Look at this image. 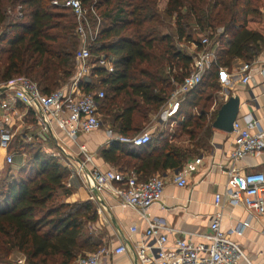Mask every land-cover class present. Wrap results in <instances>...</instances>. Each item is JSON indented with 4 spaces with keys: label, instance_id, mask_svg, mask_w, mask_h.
<instances>
[{
    "label": "trees",
    "instance_id": "obj_1",
    "mask_svg": "<svg viewBox=\"0 0 264 264\" xmlns=\"http://www.w3.org/2000/svg\"><path fill=\"white\" fill-rule=\"evenodd\" d=\"M160 1L97 0L95 16L93 0H82L87 9L84 24L96 28L101 20L96 37L88 39L92 52L114 59L113 72L95 67L92 76L105 91L99 107L104 122L118 135L135 136L137 127L165 105L175 83L190 72L193 57L179 44L194 42L197 50L203 48L202 38L194 33L209 37V48L216 49L225 69L264 52V16L252 0H167L164 9ZM81 22L72 8L53 0H0V83L25 76L44 93L65 84L83 44ZM170 22L173 33L166 30ZM219 77L218 65L208 68L171 117L189 136L190 145H178L169 133L142 146L114 140L102 150L103 158L125 173L131 168L145 174L182 169L209 136L218 109L205 108L212 99L206 90L220 89ZM30 144L17 136L8 151L21 152ZM143 146L150 147L138 162L124 160L125 155L138 158L137 149ZM32 155V164L10 166L1 181L0 264H10L13 253L23 255L27 264H75L79 256L102 246L95 229L98 206L93 200L65 202L72 191L62 164L46 152Z\"/></svg>",
    "mask_w": 264,
    "mask_h": 264
},
{
    "label": "built area",
    "instance_id": "obj_2",
    "mask_svg": "<svg viewBox=\"0 0 264 264\" xmlns=\"http://www.w3.org/2000/svg\"><path fill=\"white\" fill-rule=\"evenodd\" d=\"M60 4L73 9L81 22L79 33L83 44L76 52V69L70 79L61 87L51 93H44L39 85L32 79L20 76L3 83L6 90L0 93V150L4 151L5 163L14 165L16 157L21 152H9L8 149L17 136H22L26 143L33 142L35 135L28 133L22 120L26 116L20 109L23 107L34 115L39 133H47L55 139L57 131L63 132L78 147V160L80 169H90L92 191L109 193L117 199L123 207H129L145 220L142 240L135 245V255L140 264H264L255 263L250 256L233 239V235H243L247 221L240 222L224 230L221 226L222 213L211 217L209 229L202 233H190L175 230L167 224L165 218L149 215V209L164 199L166 179L160 175L151 176L147 180H140L134 172L125 173L114 167L103 170L94 162L93 155L87 146L79 141L80 134H88L102 126L99 113L100 101L105 97L103 89L88 88L92 79V69L104 68L113 72L114 59L105 54H94L88 44V39H94L100 30L101 20L98 19L96 30L87 23V9L82 0H66ZM97 0H93L91 12L96 13ZM209 37L203 36L201 44L204 46L197 50L196 43L188 45L181 42L179 45L193 57L190 72L181 82L175 83L169 99L164 107L168 115H173L179 106L182 97L195 88L203 79L205 71L213 65H218L220 75L228 74L227 69L219 65L215 48H209ZM258 73H264V59L259 56L253 61H244L237 74L244 84H247ZM228 83V80L226 81ZM4 94V96H2ZM21 121L18 133L13 130V122ZM235 147L231 151V166L220 167L222 173L228 177L224 193H216L215 204L221 205L229 202L234 206H243L255 216L264 217V171L244 172L237 167V163L264 151V126L257 119H249L245 125L239 120L234 122ZM59 139V138H58ZM62 139V138H61ZM152 135L148 132L135 136L116 135L112 140L122 143L142 146L149 143ZM48 153L54 158L66 155V149ZM203 158L198 157L195 164L201 163ZM193 167L188 165L176 172L173 182L179 187L188 185V173ZM92 199H97L92 194ZM163 206V204H162ZM164 207V206H163ZM133 227L132 231H137ZM171 231L181 232V236L170 241ZM193 235L199 237L194 240ZM127 247L121 244L115 248L101 246L94 252L81 255L75 264H107L106 257L110 253H123ZM17 264H27L24 256L17 259Z\"/></svg>",
    "mask_w": 264,
    "mask_h": 264
},
{
    "label": "crops",
    "instance_id": "obj_3",
    "mask_svg": "<svg viewBox=\"0 0 264 264\" xmlns=\"http://www.w3.org/2000/svg\"><path fill=\"white\" fill-rule=\"evenodd\" d=\"M166 3L167 0L160 3V8L164 9ZM260 56L264 59V52ZM242 63L243 61H239L231 69H227L228 74L222 73L220 75L219 82L223 86L224 100L219 105L221 106L229 95L239 94L241 107L237 120L242 125H245L249 119L253 118L259 120L261 125L264 126V73L256 74L249 83L244 84L240 79V74H237ZM76 67L75 64L74 71ZM227 80L228 83L226 82ZM90 87L95 90L103 89L101 83L96 81V75L95 77L92 76L91 82L88 84V88ZM162 107L163 109L165 108L164 106ZM20 109L26 114L22 122L27 127L28 133L35 135V139L31 144L41 146V149L45 150L46 153L60 149L59 144L66 149V155L61 154V157L56 158L68 174L65 184L72 191L70 195L65 197V202L74 203L93 200L98 206L100 216L101 225L97 227V231L101 245L115 248L124 244L127 247L126 252L119 254L110 253L106 257V263L140 264L134 250L136 243L142 240L146 227L145 220L135 210L123 207L115 197L107 192L100 194L101 200L98 198L92 199L91 196L95 194V191H92L90 169L89 167L80 169L77 145L61 131L56 133L59 139H55L52 136L49 137L47 133H39L34 115L23 107ZM2 112L0 108V116ZM99 113L102 119V126L91 133L80 134L79 141L87 146L89 152L93 155L96 165L103 170H107L114 166L106 161L101 153L102 150L111 146L114 141L112 139L118 134L114 133L110 125L104 122V116L100 109ZM150 116L152 114L149 115L148 121L137 127L136 133L148 132L152 135L154 143H156L155 139L158 136L167 134L165 124L168 123V120H171L173 115H168L167 109H165L163 110V117L158 119L157 122L151 119L152 117L150 118ZM171 121L172 123L173 121L175 122V120ZM212 122L209 136L202 140L204 146L199 147V151L184 164V167L188 165L193 167L188 173V185L186 187H179L173 182L176 172L181 171L184 167L182 169L160 168L158 170H149L147 174L137 173L131 168L128 173L134 172L142 179H147V177L154 175H160L166 179L163 201L154 204L148 212L151 217L160 216L165 218L167 224L175 230L190 233L206 232L209 229L211 217L216 213H222L221 226L224 230L240 222L247 221L248 226L244 234L233 235L232 237L241 245L252 261L264 263V217L255 216L246 207L234 206L229 202H224L221 205L215 204L216 193H224L226 188L228 177L221 172L220 167H230L232 164L230 154L235 147V134L213 127ZM20 126L21 121L13 122V130L16 131V135L19 134L17 128ZM185 141L189 143L190 139L188 138ZM176 142L178 145H183L182 141ZM149 147L138 148L136 154L138 158L125 155L124 160L128 159L131 164H135L139 161V157L142 158L147 155ZM1 155L4 156V151L2 150H0ZM198 157L203 159L201 163L195 164L194 161ZM236 166L244 172L264 171V151L252 157H247L238 162ZM133 227H137L138 230L132 231ZM181 235V232L171 231L168 236L170 241H172ZM193 239L199 240V237L193 235Z\"/></svg>",
    "mask_w": 264,
    "mask_h": 264
},
{
    "label": "rangeland",
    "instance_id": "obj_4",
    "mask_svg": "<svg viewBox=\"0 0 264 264\" xmlns=\"http://www.w3.org/2000/svg\"><path fill=\"white\" fill-rule=\"evenodd\" d=\"M164 0H161L160 3H162ZM252 4L253 6L257 7L261 13L263 14L264 16V0H252ZM161 5V4H160ZM160 7V6H159ZM19 12V10L17 9L14 13V16L17 15ZM103 26L104 27H107L108 26V23L107 22H104L103 23ZM175 27L173 25L172 22L169 23V28L166 30H168L169 32H172L174 31ZM93 31L96 30V28H93L92 29ZM196 34L195 36L196 37H203L204 35H206L205 33H200V34H197V33H194ZM186 45H188V43L185 42ZM185 51H187V47L184 48ZM188 53V52H187ZM221 84V83H220ZM3 86V83H0V87ZM207 95H211L212 96V99H211V106L210 104L205 107L207 110H209V112H211L212 110L214 109H218L219 108V104L220 102H222L224 100V90H223V86H221L220 89H215V88H208L206 90V96ZM202 102H204V99L202 100ZM162 109L158 110L157 112L155 113H152V116H150L151 119H153L155 122L158 121V119L162 118L163 117V110H165L166 108L163 109V107H161ZM211 118V116H209ZM173 124V125H172ZM165 127H167V132L166 133H169V138L171 140H173L174 142L176 141H182L183 145H190V143H187L185 140L189 138V136L187 134H182L181 133V130H180V125L177 123V121H172L171 120H168V123L165 124ZM40 148V149H39ZM41 151L42 153H45V150H42L41 149V146L39 145H33V144H30V146H27L25 149H24V153L18 155L16 157V163L14 164L16 167H21L22 165L26 164L29 162L32 161V158H33V155L32 153H34L35 151ZM44 151V152H43ZM32 156V157H31ZM5 158L4 156H0V185H1V181L3 180V178L5 177V174L7 173L8 169L10 168V166H13V165H7L5 162ZM32 164V162H31ZM13 166V167H15ZM66 181L68 179V174L66 172ZM101 224H100V216H99V221L98 223L95 225V229L97 227H99ZM98 229V228H97ZM23 255L19 254V253H13L11 254L10 258H9V262L10 264H17V259L19 257H21Z\"/></svg>",
    "mask_w": 264,
    "mask_h": 264
},
{
    "label": "water",
    "instance_id": "obj_5",
    "mask_svg": "<svg viewBox=\"0 0 264 264\" xmlns=\"http://www.w3.org/2000/svg\"><path fill=\"white\" fill-rule=\"evenodd\" d=\"M6 90V87H0V93ZM241 107V98L239 94H231L228 99L219 107L217 115L212 122L213 127L226 131L233 132L234 122L237 120ZM98 199L101 197L97 191H95Z\"/></svg>",
    "mask_w": 264,
    "mask_h": 264
}]
</instances>
